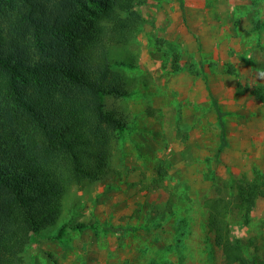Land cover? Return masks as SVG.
Returning <instances> with one entry per match:
<instances>
[{"label": "rangeland", "instance_id": "obj_1", "mask_svg": "<svg viewBox=\"0 0 264 264\" xmlns=\"http://www.w3.org/2000/svg\"><path fill=\"white\" fill-rule=\"evenodd\" d=\"M134 9L142 24L109 52L128 89L105 97L125 121L112 134L118 171L72 185L25 264H225L205 203L216 184L236 201L237 186L264 174V0H135ZM228 220L264 259V197L248 224L236 210Z\"/></svg>", "mask_w": 264, "mask_h": 264}, {"label": "trees", "instance_id": "obj_2", "mask_svg": "<svg viewBox=\"0 0 264 264\" xmlns=\"http://www.w3.org/2000/svg\"><path fill=\"white\" fill-rule=\"evenodd\" d=\"M134 3L0 0V264H25V248L57 223L72 185L118 171L112 134L125 121L105 97L128 89L109 52L142 24ZM237 187L234 201L216 184L205 203L208 231L225 264H264L249 249L252 237L234 239L228 220L236 210L251 221L264 174Z\"/></svg>", "mask_w": 264, "mask_h": 264}]
</instances>
